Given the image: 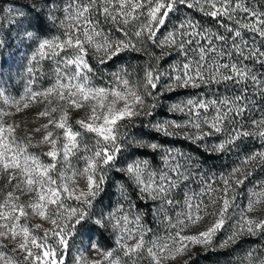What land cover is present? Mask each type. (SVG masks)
<instances>
[{
	"label": "snow or ice",
	"instance_id": "6c2138e0",
	"mask_svg": "<svg viewBox=\"0 0 264 264\" xmlns=\"http://www.w3.org/2000/svg\"><path fill=\"white\" fill-rule=\"evenodd\" d=\"M37 2L41 5L40 11L32 6L26 16L23 8L9 5L3 9L7 15L0 17V172L12 174L10 177L5 175L9 187L6 190V199L4 195H0V222L10 229V236L17 239L23 236L24 242L17 249L26 257L23 264H65L64 253L49 241L48 234L33 229L31 222L25 223V205L17 203L23 189H18L14 194L12 187L19 183L31 188L37 196L35 207L43 208L44 212L41 214L46 215L47 209L57 204L58 198L62 199L64 193L72 195L67 187H61L59 182H55L54 185L51 180V169L55 167L53 161L58 158L63 157L68 162L73 158L72 153L80 147L81 127L105 142L115 143L118 126L122 122L140 120L143 124L141 114L155 120L163 111L159 100L171 99L179 94L170 89L171 96L167 93L159 95L163 76L158 70H151V64L142 84L139 78L135 81L132 79L127 67L113 73L107 84L94 83L92 70L95 65L88 55L89 46L97 52H105L106 61L101 62L108 66L128 54L129 50L133 53L140 51L141 49L136 47V41L141 37L156 42L163 49L176 47V36L179 34L180 49L176 55L179 56L180 52L184 51V62L171 64L175 59L173 56H168L161 62L162 65L169 64L170 80L180 82L184 88H196L195 81L202 78L207 67L209 76L204 77L205 79H215L219 76L222 81H243L245 89L249 80L257 86L264 85V73L257 76L254 70L249 71V65L259 64L264 68V0H42V2L37 0ZM193 7L203 14L200 22L193 18L196 15L192 13ZM182 9L185 19L180 22L178 33L168 32L162 37L169 22L179 19L175 13ZM56 12L60 13L66 27L53 32L49 25L57 19L54 16ZM203 17H207L215 26V31L205 30L202 25ZM25 19L27 29L24 31V38L31 40V43L25 45L28 52L19 56V66L26 71L28 81L23 98L17 99L9 94L4 84L3 69L10 67V58L13 64L17 63L21 49L11 43L14 35L12 29L17 24L22 25ZM109 21L116 24L117 28H111L110 25L106 27ZM5 23L8 24L7 30L4 28ZM126 26H132V31H126ZM185 36L188 37L187 40L184 39ZM253 36L257 39L253 40ZM24 38L19 42L21 45H24ZM194 38H199L196 48H192L196 43ZM14 47V52L5 55V52ZM229 48L231 51H228ZM189 50L197 53L193 59L188 58ZM245 52L247 56L244 55ZM221 69H224L226 74L221 76ZM46 70L51 71L52 79H47ZM42 77L44 86H38ZM7 79L10 80L11 77ZM261 94L264 95V92ZM186 95L187 99L171 105L173 111L185 113L182 120L173 117L167 122L172 126H192L198 129L203 123L210 130L222 134L223 125L217 126L221 121L228 124L231 120L234 124L235 117L250 107V98L246 95L237 94L222 98L200 97L195 92H188ZM52 97H57L60 103L71 104L78 111L90 105L89 118L74 125L67 119L66 114L57 117L55 108L51 112L46 109L39 112V118L45 121L46 128H58L63 132L64 140L62 150H52L46 154L45 164L31 154L30 145L26 141L17 137L16 120L22 114L20 105L24 101L31 100L32 103L41 101L42 104H47ZM140 105L144 107L141 108ZM5 106L13 108L14 113L5 112L3 110ZM158 108L160 111H157ZM24 111H28L27 104H24ZM208 114H211V120L208 119ZM9 116H12V121H9ZM49 117L55 118V122L53 123ZM230 131L233 135L227 141L229 147L233 144L239 147L243 137L248 135L246 132H237L235 127H231ZM36 134L41 135L39 129L36 130ZM44 138L51 140L52 133L48 132ZM187 138L201 144L205 142V137L199 134ZM224 146L222 142L217 145V150L222 151ZM151 148L152 152L149 155L155 157L157 153L160 154L159 163L154 159L150 161L147 158H138L128 164L127 171L139 190L144 193L140 199L147 197L151 200V204H145L143 207L148 209L149 214L154 215V219L168 227L164 229L163 236L152 235V229L144 227L143 218L139 214L143 211L141 205L136 204L135 207L138 209V214L134 217L136 227L126 226L123 230L125 239L133 240L134 243L131 246L123 243L121 248L129 257L146 253L151 264H162L164 259H168L169 264H176L180 257L175 253L183 256V264H197L196 259H188L191 255L189 249L195 251L213 245L217 241L216 234L223 233L227 226L225 213L230 211L231 203L228 185L234 182L221 176L224 196L219 217L210 227L196 231L195 226L203 219L202 213L211 202L210 198L216 191L217 182L208 180V174L200 171L201 165L192 154L174 147H164L163 144L153 143ZM88 151V147L85 146L83 152ZM92 151L96 157L103 156L104 163L108 164L115 158L113 151L120 153L121 148L116 146L113 149L105 143L102 149L97 145ZM86 159L88 166L95 170L96 161L90 157ZM257 161L264 167V151H250L241 162L254 168ZM5 181H0V187ZM238 182L247 186L251 181ZM95 184L96 178L90 175L89 189L91 190ZM248 201V209L264 202V182L258 183L250 190ZM28 211H32V207H28ZM123 222L125 225L128 224L127 216L123 218ZM233 227L234 231L228 239L220 242L221 247H231V241L240 233H247L249 236L259 234L264 237V220L241 216L238 224ZM30 229L38 233L37 238L29 240V236L32 235ZM52 236L56 244L65 250L68 249V242L62 229L58 228ZM11 247L12 245H8L7 248L0 245V259L6 264H21L11 255L9 251ZM260 247L264 248V245ZM214 250L212 248L209 251ZM258 250L249 248L244 255L237 258L236 264H256L254 253ZM169 252L173 255H166ZM109 255L111 256V253ZM196 255L200 256L201 253L197 251ZM113 264H119V261H113Z\"/></svg>",
	"mask_w": 264,
	"mask_h": 264
},
{
	"label": "clouds",
	"instance_id": "9594fccd",
	"mask_svg": "<svg viewBox=\"0 0 264 264\" xmlns=\"http://www.w3.org/2000/svg\"><path fill=\"white\" fill-rule=\"evenodd\" d=\"M32 6H35L37 11L41 10V5L37 0H23L19 8H23L27 16L29 14L28 9ZM44 11L46 12L47 10L44 9ZM182 13L183 9L175 13V16L179 17V19L169 22V26L165 29V33H162V37L168 32L176 31L178 33L179 24L185 19V15H182ZM192 13L196 14L193 18L200 22V19H197V15L201 18L203 14L199 13L196 7H193ZM54 16L57 19L49 25L53 32H56L58 28L63 29L66 27L59 12L54 13ZM109 25L111 28H117V25L111 21L107 22L106 27ZM173 25H176V27L174 28ZM202 25L206 31H215V26L208 21L207 17H203ZM4 28L6 30L8 24L5 23ZM25 29H27L26 19L22 25L17 24L12 30L14 35L11 41H15L13 45L19 47L21 51L17 56V63L13 64L10 58V67L3 69L4 84L8 88L9 94L17 99L23 98L28 81L26 71L19 66V56L28 52L25 45L31 43V40L24 38ZM125 30L131 32L132 26H126ZM28 31H34V29H28ZM22 38H24V45L19 43ZM184 39L187 40L188 37L185 36ZM194 39L196 43L192 45V48H196L199 44V38ZM252 39L256 40L257 38L253 36ZM176 40V47H165L162 49L156 42L144 40L141 37L140 40L136 41V47L141 49L140 51L133 53L129 50L128 54L123 55L120 60L108 66L101 62L106 61L105 52H97L93 47L89 46L88 55L91 57V62L95 65L92 70L94 83L102 82L107 84L110 82L113 73H118L122 68L127 67L132 79L135 81L139 78L142 84L143 77L149 70V64L152 66L151 70H158L163 76V80L160 81L161 92L159 95L163 96L167 93L171 96L170 89L179 93L171 99L159 100V105L168 116L157 115L156 119L152 120L150 117L141 114L143 124H141L140 120L122 122L118 126L117 141L115 143L111 141L105 142L95 134L89 133L86 128L81 127L80 147L72 153L73 158L70 162L63 157L58 158L53 161L55 167L51 169V180L54 185L55 182H59L60 186H66L72 195L69 196L67 192L64 193L62 199L58 198L57 204L51 205L47 209L46 215L41 214L44 212L43 208L35 207L37 196L31 188L19 183L12 187L14 194L18 189H23L17 203L25 205V223L31 222L33 229H38L39 233L48 234L49 241L64 253L65 264H113V261L116 260L119 261V264H151L146 253L134 254L131 257L125 255L121 245L128 243L131 246L134 241L126 240L123 230L126 226L129 228L136 227L134 220V217L138 214V209L135 207L136 204L141 205L143 211L139 212V214L143 218L144 227L152 229V235L163 236L164 229L168 225L159 223L158 219H154V215L149 214L148 209L143 207L145 204H151V200L147 197L143 200L140 199V197L144 196V193L139 190L127 169L128 164L138 158H147L150 161L155 158L156 163H159L161 159L159 153L155 157L149 155L152 152L151 144H163L164 147H169L165 143L166 140L186 141L189 145L194 146L195 156L192 151L182 150L181 147L174 148L192 154L197 163L201 165L200 171L208 174V180L217 182L215 185L216 191L212 193L210 198L211 202L206 205V210L202 213L203 219L195 226L194 230L199 231L210 227L219 217L220 210L223 207L224 196V183L221 181V176L223 175L234 182L228 185V195L231 203L229 205L230 211L225 213L227 226L223 233L216 234L217 241L213 245L199 248L195 251L189 249L191 255L188 256V259H196L199 264H236L237 258L244 255V252L249 249L242 251L240 248V245L245 240L255 238L264 244V237L259 234L249 236L247 233H240L235 240L231 241V247L220 246V242L228 239L234 231L233 226L238 224L241 216H250L254 220H264V202L252 209H248L250 190L258 183L264 182V167L258 161L255 163L254 168L241 162L250 151H264V95L261 94L264 92V85L257 86L249 80L247 81V89H245V82L243 81H222L219 76H216L215 79H205L204 77L209 76V69L205 67L202 78L195 81L196 88L182 87L180 82L169 79L168 73L171 70L169 64L162 65L161 63L168 56L175 57L171 64H182L184 62V51H181L179 56L176 55L180 49L179 41L181 37L179 34H177ZM228 43L230 45L231 40ZM153 47H155V53H153ZM14 51L15 47L5 52V55ZM228 51H231V48ZM153 55H155V58H153ZM196 55L197 53H192L189 50V59H193ZM244 55L247 56V52ZM140 57H143V59ZM225 59L227 60L228 58L225 57ZM253 70L257 76L264 73V68H261L259 64L249 65V71L253 72ZM46 71L48 72L47 79H52L51 71ZM224 74H226L225 70L221 69L220 75ZM9 76L11 77L10 80L7 79ZM38 86H44V77L41 78ZM141 90L143 91V88ZM188 92H195L200 97L222 98L224 96H236L237 94L246 95L250 98V107L246 112H241L235 117L234 124L231 120H229L228 124H224L221 121L217 126L223 125L222 134L210 130L203 123L200 124L198 129L192 126H172L167 122L171 121L173 117L182 120L185 117V113L173 111L171 105L187 99L186 94ZM192 98L195 99L196 97ZM24 104H27L28 111H24ZM89 107L90 105H86L82 111H78L69 103H60L57 97H52L47 104H42L41 101L36 103H32L31 100L24 101L20 105L22 114L16 120L18 125L16 135L20 140L26 141L30 145L32 155L46 164L45 156L49 151L62 150L64 143L63 132L58 128H46L45 121L39 118V112L44 109L51 112L55 108L57 117L66 114L67 119L75 125L80 120L89 118ZM140 107L143 108L144 105H140ZM3 110L14 113V109L8 106H5ZM157 111H160V109L158 108ZM229 116H231V113H229ZM49 119L53 123L55 122V118L49 117ZM208 119L211 120V114H208ZM9 121H12V116H9ZM231 127H235L237 132H246L248 134L243 137V142L239 147L235 144L231 147L228 146L227 141L233 135L230 131ZM37 129H39L41 135L36 134ZM48 132L52 133L51 140L44 138ZM197 134L205 137L203 144L187 138L190 135L195 136ZM121 141L122 143H120ZM222 142L225 145L224 149L218 151L217 145ZM105 143L113 149L116 146L121 148L120 153L113 151L115 158L108 164L104 163L103 156L96 157L92 151L97 145L102 149ZM85 146L88 147V152H83ZM201 154H207V156H202ZM86 157L96 161L95 170L88 166ZM5 175L10 177L12 174L0 172V181H5ZM16 175H20V173H16ZM90 175L96 178V184L91 190L89 189ZM240 180L251 182L247 183L246 186L245 183H239L238 181ZM8 187V181H5L3 186L0 187V195H4L5 199L7 198L6 190ZM28 207H32V211L29 212ZM125 216L128 217L127 225L123 222ZM58 228L63 230L64 238L68 242L67 250L56 244V240L52 236V233ZM33 229H30L32 235L29 236V240L38 237V233L34 232ZM17 231L19 232V229ZM23 242L24 238L22 235L19 239L10 236V229L3 222H0V245H5L6 248L8 245H12L9 251L21 264H23L26 257L22 251H17V249L20 248ZM260 246L258 244L252 247L259 249L254 253L256 264H264V248ZM212 248L215 250L210 252L209 250ZM197 251L201 253L200 256L196 255ZM109 253H111V256ZM166 255L171 256L173 253L169 252ZM175 255L180 257L176 260V264H183V256L180 253H175ZM204 255H211L212 259L204 261L202 259ZM0 264H6V262L0 259ZM162 264H169L168 259H164Z\"/></svg>",
	"mask_w": 264,
	"mask_h": 264
},
{
	"label": "rangeland",
	"instance_id": "374dc122",
	"mask_svg": "<svg viewBox=\"0 0 264 264\" xmlns=\"http://www.w3.org/2000/svg\"><path fill=\"white\" fill-rule=\"evenodd\" d=\"M22 2H23V0H0V17L7 15V13L3 11V9L7 8L9 5H11L12 7H15V8H19L20 5L22 4ZM12 30H14V28ZM11 43L14 44L15 41H11ZM159 115L162 117L168 116V114H163V113H160ZM165 143H167L169 147H181L182 150H188V148L186 146H181L177 143H173V142H169V141H165ZM258 244L264 245L260 241L256 240L255 238H253V240L247 239L244 241V245L242 246L241 250H245L248 248L255 247Z\"/></svg>",
	"mask_w": 264,
	"mask_h": 264
},
{
	"label": "trees",
	"instance_id": "16d2710c",
	"mask_svg": "<svg viewBox=\"0 0 264 264\" xmlns=\"http://www.w3.org/2000/svg\"><path fill=\"white\" fill-rule=\"evenodd\" d=\"M197 19H200V17L198 15H197ZM160 113L167 114L164 111H161ZM166 141L173 142V143H177V144H179L181 146H186L188 148V151H192L193 152V155H196V152L193 150L194 149V146L189 145L188 142H186V141H178V140L177 141L166 140ZM201 155L202 156H207V154H201ZM248 240H253V238H249ZM243 245H244V242L240 245V248H242ZM202 259L204 261H210L212 259V256L211 255H204V256H202ZM197 264H199V262H197Z\"/></svg>",
	"mask_w": 264,
	"mask_h": 264
}]
</instances>
